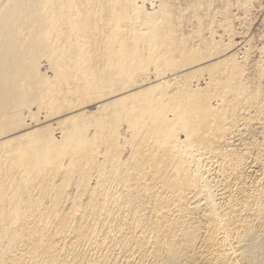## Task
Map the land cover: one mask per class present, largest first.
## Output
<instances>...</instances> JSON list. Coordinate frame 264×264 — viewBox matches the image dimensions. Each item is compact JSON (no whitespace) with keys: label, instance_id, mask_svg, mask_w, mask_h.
<instances>
[{"label":"bare ground","instance_id":"1","mask_svg":"<svg viewBox=\"0 0 264 264\" xmlns=\"http://www.w3.org/2000/svg\"><path fill=\"white\" fill-rule=\"evenodd\" d=\"M176 26L168 7L153 18L132 0H0V135L7 134L0 138V264H117V248L129 259L138 254L136 264H264V181L235 185L251 166L252 148L263 167L264 148L250 136L236 151L227 136L251 120L247 108L264 112L262 92L246 88L231 56L203 63ZM41 57L53 80L40 74ZM147 65L162 77L147 87L131 84ZM202 72L206 86L192 87ZM58 92L65 107L76 96H115L67 115L64 123L74 124L68 131L60 122L61 142L42 128L8 137L21 126L22 108L51 109ZM88 111L91 136L77 121ZM120 121L127 124L123 142ZM211 152L219 155L214 170L199 165ZM91 171L96 188L87 184ZM73 176L79 189L88 187L87 205L63 215L61 184Z\"/></svg>","mask_w":264,"mask_h":264},{"label":"rangeland","instance_id":"2","mask_svg":"<svg viewBox=\"0 0 264 264\" xmlns=\"http://www.w3.org/2000/svg\"><path fill=\"white\" fill-rule=\"evenodd\" d=\"M207 2L210 4H207ZM132 3L134 5L140 6L141 10L144 13L149 14L153 18L154 17L156 18V16H158L159 11L162 7H164V6L168 7L169 12L172 13L175 17L177 16V26L175 28L176 29V36L183 38L185 40V42H187L186 44L191 45L193 48H199L201 50V52L199 54H200V57H201L203 63H205L204 61H207L208 62V63H206V65H207V64H209L210 60H215V58L217 56L220 59H222L223 57H225V56H223L224 54L228 58H229V56H231L230 59H232V60L235 59L234 61H235V63H237V66L242 65V68H243L242 70L244 73H242L243 78H241L242 79L241 82L246 81L247 85L244 84V82H243V84L245 86H247L246 87L247 89H249V90L251 89V91L253 90V92H255V90H256V93H257L256 88L260 89L261 90L260 92H262V93H259L261 96L259 99L264 100V0H210V1L209 0H132ZM130 4H131V2H130ZM181 38H180V40L184 41ZM209 42H211L213 44H210ZM191 46H189V47L191 48ZM139 51H141V57L143 59L147 57V54L143 53L141 49H139ZM39 63L40 64H38V70H39L40 74L44 78H47L49 80H53L54 70L50 66V64L47 63L46 59H44V57H41L39 60ZM232 63H234V62H232ZM189 66H192V65H189ZM189 66H187V68ZM203 66H205V65H203ZM154 69H155V67L153 65H147L146 67L142 68L138 72H135L133 78H131V84H133L135 86L141 84L143 87H147L149 82L154 83L155 79L162 77V76H156ZM187 71H189V70H187ZM190 71H191V69H190ZM168 75H170V73L166 72V76H168ZM197 75H199V76H197ZM147 78H148V80L145 82V80ZM178 78H180V77H178ZM192 78L193 77H191V79ZM207 78H208V80H207ZM244 78H245V80H244ZM191 79L189 81H190V84L192 85V87H194V85L197 84L198 87L201 89V88H204L206 86V83L209 81V76L207 75L206 72H202V73H196L194 78L192 80ZM168 80L171 81L170 84L174 83L173 82L174 80H172V78H170ZM176 81H179V79ZM136 83H138V84H136ZM128 84H130V82ZM113 90L114 89H111V88H105L101 92L102 93H108V92H113ZM116 92H118V91H116ZM58 94H59V97L52 104V108H51L52 110L48 109L44 106L41 107L39 104L38 105L37 104H28L26 107L22 108L20 111L21 119H22L21 126L15 130L13 129L12 131L8 132V133L12 134V135H9L8 137L10 138L13 136L20 135L25 130H26V132H28V131L38 130V128H42L43 130H45V133L47 134L48 138H51L54 141L56 140L58 142H61L62 141L61 138H63L62 133H64L63 129L66 128L69 131L70 127H72L74 124V123H71L72 121H70V122L66 121L64 123V121L67 120V118L70 114H76V112L80 113V112H82V110H83V112H84V110L85 111L89 110L88 108H93V106H95L96 103H97V105L100 104L101 103L100 100H108L109 99L108 97L112 96V95H107V96L104 95V96H106V97H104L102 95L99 99L98 98L95 99V97H99V96L95 95V96H89L88 98H85L88 96V95H85V97H84L85 100L81 99V97L76 96L78 99V103H76L75 105H70V106L65 107L63 105L64 102L62 101L63 98L61 97V96H63V94L61 92H58ZM261 94H263V95H261ZM113 96H115V94ZM102 98H104V99H102ZM263 100L260 101L261 104H262ZM262 105H264V101H263ZM86 106L88 108H86ZM255 107L256 106H252L251 109H250V107L247 108L246 109L247 115L249 116V114H250V116L252 117V118H250L251 120H254L253 118H256V117H258V118L260 117V118L259 119L256 118L254 120V122H252L251 120L246 121V123H245V121L244 122L242 121L241 124L239 122V124L241 125V126L239 124H238L239 126L237 125L239 129L237 128V126L234 129V130H236V132L238 134L236 132H234V130H233V131H230V133L232 132L231 135H230V133H229V135H227L230 137L232 136L231 138H233V136L235 138H239V139L234 138L233 139L234 141L231 139L233 144H234V145L232 144L231 147L235 148L236 151H238V150L241 151V149L244 147V146L242 147L241 145L248 144L247 142L249 141V139L252 136H253L252 140L250 139V141L253 142V144L255 142V144H257L259 148H264V144H262V143H264L263 142L264 141V114H262L264 112L257 110V113H256L255 109L259 108V107L258 106L256 108ZM94 108H96V107H94ZM88 113H90V111H88L87 114ZM87 114L85 116V119L82 118L83 120L78 119L77 121L78 122L82 121L83 125L86 124L88 126V127H86V126L84 127L83 132H84V135L88 134V136H91V134L94 133L93 131H95L94 129L96 127L94 128V126H92L91 124L89 125L88 123H86V122H88V119H90L89 118L90 115L89 114L87 115ZM254 115H257V116L254 117ZM247 120H249V119H247ZM60 122L64 123L63 127L66 125H68V126L63 128L61 126L62 123H60ZM244 123L246 125H244ZM247 123H249V126ZM76 124L82 125V123L81 124L76 123ZM118 124L120 127V131L122 132V135H120L119 140H121L123 142L124 137L127 136V133H128L127 132V124H125V122H122V121H120ZM60 126H61V129H60ZM245 127H248V128H245ZM251 128H254V129H251ZM251 130L255 131V132L253 131L254 134ZM233 132H234V134H233ZM6 135L1 134L0 138H2L3 136H6ZM180 137H183V136L181 135ZM230 137H228V138H230ZM243 138L245 139V141L243 140ZM237 140L240 142H238ZM235 143H237V144H235ZM261 146H263V147H261ZM217 147H218V145H217ZM239 147H241V148H239ZM221 148H222V146H221ZM222 149L224 150V146ZM225 149L227 150V149H231V148L227 147ZM256 150H257V148L256 149L252 148L251 150L248 151L250 154V155L249 154L248 155L254 157V155H252V153L255 154ZM250 151H252V152L250 153ZM128 153H129V145L123 144V148H122V152H121L122 157L124 159H126L128 157ZM217 156H219V155H217L216 152L215 153L211 152L209 154L206 153L205 155H203L201 157L202 159L200 160L199 165L204 166L205 168L209 167V169L210 168L213 169V167H215L219 163V160H218L219 158H217ZM253 157H250V159H249V161L250 160H252V161H251V166L249 163V169L246 170L248 172L245 173V175H246V176H244L245 179H243V181H241L239 183L236 182V184L234 181H232L230 183H232V184L234 183L236 186H242V187H244V185H245L247 188H250V187L252 188V187H254V185L256 187L257 185H259V183L262 184V182L264 181V165H263V167L258 165L260 162H258L256 160H255L256 162H254L252 159ZM100 158L101 157L99 155V159ZM63 161H64V163L65 162L68 163L67 158H65ZM216 162H217V164H215ZM252 162H253V164H252ZM254 164H255V166H254ZM212 169H211V171H212ZM92 172L93 171H91V173ZM259 176H260V178H259ZM74 177L77 179L76 176H73L71 179L72 181L70 183L65 182L64 184H61L63 186L62 187L63 196L60 199L61 200L60 201V212H61L60 214L63 213V215H65L67 212H70V209L72 210V208L75 206L79 207V209L80 208L84 209L87 205L88 193H87V191L85 192V190H84L86 187L84 189H82V188L79 189V187L77 186L78 184H77L76 179H75V181L73 180ZM96 180H97V178L95 176V173H92L87 179L88 187L89 188H96ZM55 182L57 184L59 182L63 183V173H61L60 175L55 177ZM75 182H76V184H75ZM66 183H68V185ZM237 184H239V185H237ZM118 186H116L118 188L112 189V193L110 194L111 198L107 201V203H109L110 206H112V204H113L112 202H113V199L115 197V189L122 188V187H120V185H118ZM236 189L238 190V187H235V188L232 187L231 191L235 192ZM237 192H239V191H236V193ZM48 200L49 199L47 198L45 201L48 202ZM149 208H150V206H149ZM52 222L51 223L53 226H55V224L57 223V221H52ZM106 232H108V230L106 231V229H104V231H102L101 233H104V235H106L107 234ZM104 235L102 234L101 238H104ZM70 238L69 237H68V239L65 238V241H66V239L72 240V236ZM115 251L118 255L115 253ZM123 252H125L123 249L117 248L114 250L115 254L113 253V256H116V258L115 257L114 258L119 264L121 262H122L121 264H125V263L129 264L131 260H132L131 261L132 263L136 264V262L138 260V254L134 255L133 257L130 255L131 257L129 259V256H125L126 252L125 253H123ZM120 255L122 257L123 256H125V257H123V259H122V257ZM126 255H128V254H126ZM118 258L120 259L121 262L119 261ZM89 264H91V263H89Z\"/></svg>","mask_w":264,"mask_h":264}]
</instances>
